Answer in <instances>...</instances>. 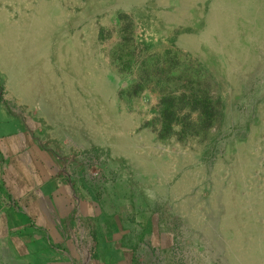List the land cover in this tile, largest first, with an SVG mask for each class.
<instances>
[{
  "label": "rangeland",
  "instance_id": "374dc122",
  "mask_svg": "<svg viewBox=\"0 0 264 264\" xmlns=\"http://www.w3.org/2000/svg\"><path fill=\"white\" fill-rule=\"evenodd\" d=\"M40 74L79 90L61 122L24 106ZM0 90L63 153L71 228L122 217L132 264H264V0H0Z\"/></svg>",
  "mask_w": 264,
  "mask_h": 264
},
{
  "label": "crops",
  "instance_id": "0c3cea01",
  "mask_svg": "<svg viewBox=\"0 0 264 264\" xmlns=\"http://www.w3.org/2000/svg\"><path fill=\"white\" fill-rule=\"evenodd\" d=\"M38 77L44 83L51 81L48 74ZM38 84L39 81L28 85L33 94L28 95L24 106L39 113L42 123L61 122L60 113L69 106V92L79 90L69 84L65 89L60 84ZM17 114L0 90V264H86L80 245L82 239L77 238L85 236V231L100 249L113 245L110 256L113 264L117 261L114 251L125 253V264H132L133 257L122 246L121 236L127 226L123 225L125 231L120 227L118 221L122 217L115 215L113 219L107 213L106 218L111 220L107 230L93 227L82 233L71 228L74 191L60 173L64 155L47 148V142L32 129L36 119L23 120ZM55 139L56 145L63 144L62 137ZM47 140L53 143V139ZM80 201L84 220L98 218L100 225L106 226L100 209L102 201L99 203L94 194L87 199L81 195ZM94 261L96 258L87 264H96Z\"/></svg>",
  "mask_w": 264,
  "mask_h": 264
},
{
  "label": "built area",
  "instance_id": "2783aa9c",
  "mask_svg": "<svg viewBox=\"0 0 264 264\" xmlns=\"http://www.w3.org/2000/svg\"><path fill=\"white\" fill-rule=\"evenodd\" d=\"M138 249L139 248H137V250L135 251V262H134V264H142V261H140L141 252H139Z\"/></svg>",
  "mask_w": 264,
  "mask_h": 264
},
{
  "label": "bare ground",
  "instance_id": "6f19581e",
  "mask_svg": "<svg viewBox=\"0 0 264 264\" xmlns=\"http://www.w3.org/2000/svg\"><path fill=\"white\" fill-rule=\"evenodd\" d=\"M46 4H47V3H46ZM39 6H40V5H39ZM46 7H47V6H46ZM47 8H49V7H47ZM38 9H39V8H38ZM42 11H43V10H42ZM39 14H40V13H39ZM39 19H40V18H39ZM37 21H38V20H37ZM50 32H51V31H50ZM43 34H44V32H43ZM78 44H79V43H78ZM75 48H76V47H75ZM75 48H74V49H75ZM78 58H79V56H78ZM64 71H66V70H64ZM38 81H39V79H38ZM40 81H41V80H40ZM40 81H39V82H40ZM41 82H42V81H41ZM81 84H82V83H81ZM84 84H85V80H84ZM36 95H37V94H36Z\"/></svg>",
  "mask_w": 264,
  "mask_h": 264
}]
</instances>
